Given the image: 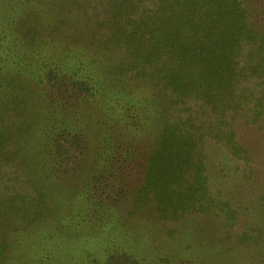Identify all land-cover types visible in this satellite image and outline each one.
Wrapping results in <instances>:
<instances>
[{
	"label": "rangeland",
	"instance_id": "374dc122",
	"mask_svg": "<svg viewBox=\"0 0 264 264\" xmlns=\"http://www.w3.org/2000/svg\"><path fill=\"white\" fill-rule=\"evenodd\" d=\"M239 1L255 38L177 89L109 0H0V264H264V0Z\"/></svg>",
	"mask_w": 264,
	"mask_h": 264
},
{
	"label": "trees",
	"instance_id": "16d2710c",
	"mask_svg": "<svg viewBox=\"0 0 264 264\" xmlns=\"http://www.w3.org/2000/svg\"><path fill=\"white\" fill-rule=\"evenodd\" d=\"M14 1L33 14L46 4ZM109 8L115 48L139 60L143 72L147 68L141 60L151 59V79L156 74L177 89L223 81L232 70L233 54L255 38L239 0H109Z\"/></svg>",
	"mask_w": 264,
	"mask_h": 264
}]
</instances>
